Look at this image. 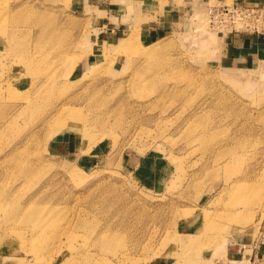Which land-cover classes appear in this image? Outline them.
Here are the masks:
<instances>
[{
  "label": "rangeland",
  "instance_id": "rangeland-1",
  "mask_svg": "<svg viewBox=\"0 0 264 264\" xmlns=\"http://www.w3.org/2000/svg\"><path fill=\"white\" fill-rule=\"evenodd\" d=\"M234 1L0 0V264H264V53L222 54L264 22L207 14Z\"/></svg>",
  "mask_w": 264,
  "mask_h": 264
},
{
  "label": "built area",
  "instance_id": "built-area-1",
  "mask_svg": "<svg viewBox=\"0 0 264 264\" xmlns=\"http://www.w3.org/2000/svg\"><path fill=\"white\" fill-rule=\"evenodd\" d=\"M207 12L209 17V22L213 26H238L239 23H244V21H263L264 22V6H252L247 5L241 1H234L229 4L226 3H215L212 5H207ZM243 26V25H242ZM227 27V29H229ZM258 28V27H255Z\"/></svg>",
  "mask_w": 264,
  "mask_h": 264
},
{
  "label": "crops",
  "instance_id": "crops-1",
  "mask_svg": "<svg viewBox=\"0 0 264 264\" xmlns=\"http://www.w3.org/2000/svg\"><path fill=\"white\" fill-rule=\"evenodd\" d=\"M246 4L243 0H238ZM264 36L251 34H229L223 44V56L230 62L247 64L264 53Z\"/></svg>",
  "mask_w": 264,
  "mask_h": 264
},
{
  "label": "bare ground",
  "instance_id": "bare-ground-1",
  "mask_svg": "<svg viewBox=\"0 0 264 264\" xmlns=\"http://www.w3.org/2000/svg\"><path fill=\"white\" fill-rule=\"evenodd\" d=\"M207 14H208V12H207ZM200 31L204 32L202 29H201ZM130 44H131L130 39H128V40H124V45H130ZM224 245H225V242L223 241V242L220 244L219 248H222Z\"/></svg>",
  "mask_w": 264,
  "mask_h": 264
}]
</instances>
